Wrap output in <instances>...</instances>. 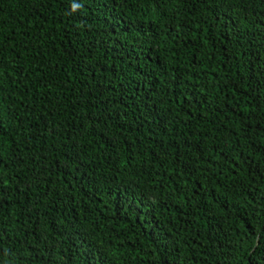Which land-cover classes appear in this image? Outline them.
I'll return each instance as SVG.
<instances>
[{
	"label": "trees",
	"instance_id": "obj_1",
	"mask_svg": "<svg viewBox=\"0 0 264 264\" xmlns=\"http://www.w3.org/2000/svg\"><path fill=\"white\" fill-rule=\"evenodd\" d=\"M0 264H264V0H0Z\"/></svg>",
	"mask_w": 264,
	"mask_h": 264
}]
</instances>
